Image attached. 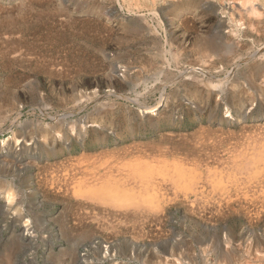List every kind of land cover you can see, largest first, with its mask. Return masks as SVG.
Instances as JSON below:
<instances>
[{"label":"rangeland","instance_id":"obj_1","mask_svg":"<svg viewBox=\"0 0 264 264\" xmlns=\"http://www.w3.org/2000/svg\"><path fill=\"white\" fill-rule=\"evenodd\" d=\"M0 264H264V0H0Z\"/></svg>","mask_w":264,"mask_h":264},{"label":"bare ground","instance_id":"obj_2","mask_svg":"<svg viewBox=\"0 0 264 264\" xmlns=\"http://www.w3.org/2000/svg\"><path fill=\"white\" fill-rule=\"evenodd\" d=\"M178 78H179V77H178ZM159 103H160V101H159ZM156 108H157V107H149L148 110H149V111H155ZM197 151H199V150H197ZM206 152H207V151H206ZM188 156H189V155H188ZM255 156H256V155H255ZM193 157H194V156H193ZM201 157H202V156H201ZM208 158H209V157H208ZM200 159H201V158H200ZM209 159H210V158H209ZM211 159H212V158H211ZM202 160H203V159H202ZM234 168H235V167H234ZM244 168H245V167H244ZM241 172H242V171H241ZM244 172H245V171H244ZM137 183H138V182H137ZM68 187H69V186H68ZM67 190H68V189H67ZM9 199H10V198H9Z\"/></svg>","mask_w":264,"mask_h":264}]
</instances>
